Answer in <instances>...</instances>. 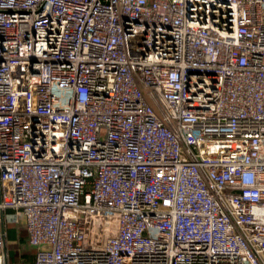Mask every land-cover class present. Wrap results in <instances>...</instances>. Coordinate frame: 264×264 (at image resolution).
Wrapping results in <instances>:
<instances>
[{"label": "built area", "instance_id": "obj_1", "mask_svg": "<svg viewBox=\"0 0 264 264\" xmlns=\"http://www.w3.org/2000/svg\"><path fill=\"white\" fill-rule=\"evenodd\" d=\"M7 223L35 264H264V0H0V264Z\"/></svg>", "mask_w": 264, "mask_h": 264}, {"label": "rangeland", "instance_id": "obj_2", "mask_svg": "<svg viewBox=\"0 0 264 264\" xmlns=\"http://www.w3.org/2000/svg\"><path fill=\"white\" fill-rule=\"evenodd\" d=\"M7 213H11L9 210ZM9 215V214H8ZM12 222L11 220H9ZM20 226V224H19ZM7 240L9 250V260L11 264H35L36 249L28 246L26 241H21V236L17 234L13 223H7ZM23 227L20 226V230Z\"/></svg>", "mask_w": 264, "mask_h": 264}, {"label": "trees", "instance_id": "obj_3", "mask_svg": "<svg viewBox=\"0 0 264 264\" xmlns=\"http://www.w3.org/2000/svg\"><path fill=\"white\" fill-rule=\"evenodd\" d=\"M20 236H21V241H25V239H26V230L25 229L20 230Z\"/></svg>", "mask_w": 264, "mask_h": 264}, {"label": "crops", "instance_id": "obj_4", "mask_svg": "<svg viewBox=\"0 0 264 264\" xmlns=\"http://www.w3.org/2000/svg\"><path fill=\"white\" fill-rule=\"evenodd\" d=\"M25 241H26V239H25Z\"/></svg>", "mask_w": 264, "mask_h": 264}]
</instances>
